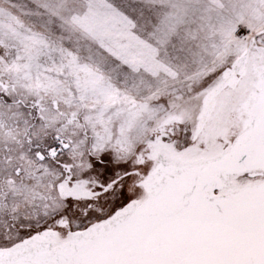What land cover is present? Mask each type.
<instances>
[{
	"label": "snow or ice",
	"instance_id": "1",
	"mask_svg": "<svg viewBox=\"0 0 264 264\" xmlns=\"http://www.w3.org/2000/svg\"><path fill=\"white\" fill-rule=\"evenodd\" d=\"M0 264H264V0H0Z\"/></svg>",
	"mask_w": 264,
	"mask_h": 264
}]
</instances>
